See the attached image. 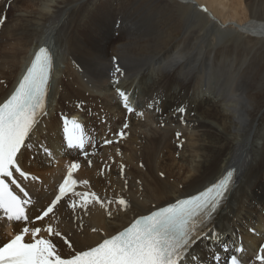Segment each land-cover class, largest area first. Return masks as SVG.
Segmentation results:
<instances>
[{
	"label": "bare ground",
	"instance_id": "6f19581e",
	"mask_svg": "<svg viewBox=\"0 0 264 264\" xmlns=\"http://www.w3.org/2000/svg\"><path fill=\"white\" fill-rule=\"evenodd\" d=\"M49 1L52 4L43 5L42 10L34 14L21 13L14 17L5 34L12 36V31H20L19 37H15L17 40L12 37L7 47L0 46V73L6 75L14 67L18 68L8 88L3 90L0 86V102L17 84L41 45H46L54 53V82L56 72L61 70L56 66L57 59L61 58L66 63L62 77L57 78L58 86H63L57 92L58 107L54 108L50 103L48 115L34 133L36 138L32 136V144L37 147L25 151L20 161L25 166L24 158L32 152L37 159L34 164L37 170L28 169L42 181L30 185L35 191L37 210L52 198L56 185L66 175L67 166L78 161L74 156L79 153L64 144L63 121H59L63 119L62 115L57 120L56 132L47 125L64 99L75 96L74 100L81 98L90 102L96 98L99 108L106 110V116L109 115L108 121H104L105 130L113 132L119 126L123 129L128 121L127 136L125 140H115L117 142L109 146L112 151H104L95 158L93 168L86 166L74 175L78 180L88 179L90 190L102 198L124 197L131 202V208L122 211L114 204L110 206L113 215L109 217L107 210L99 205H90L87 211H73L65 205L60 209V228L70 234L74 246L79 249L95 245L105 233H115L135 217L203 190L233 166L237 169V183L212 228L217 239L199 240L191 253L199 257L197 264H214L212 256L210 259L212 253L221 256V264H227L231 252H223L226 244L229 249H244L236 253L243 264H258L255 256L264 246V172L261 171L264 168V45L261 41L264 39V0ZM188 9L190 14H187ZM209 18L212 22L202 32ZM228 19H237L238 24L229 26ZM223 25L238 33V38L232 43H224L214 35ZM20 41L23 45L19 51ZM117 65L122 74L114 76ZM116 80L119 83H115ZM118 88L129 97L130 106L135 110L131 115L124 107ZM52 94L53 91L51 97ZM51 97L49 101L53 102ZM152 98H158V106L170 107L161 116L167 113L171 120L175 117L186 119L193 128L192 131L183 127L185 131L179 130L184 132V142H189L181 147L184 152L179 150L178 158L182 168H187L186 172L175 175L176 179H183L184 185L164 194L155 193L156 188L151 187L137 192L133 185L130 193V190H123L125 179L116 173L118 167H114L115 163L124 164L122 149L126 147L133 149L139 162L146 166L148 174L160 186L167 182L158 177L159 169L155 162L160 152L171 148L175 130L167 128L145 142L139 134L144 123L135 118L137 103L148 102ZM175 98L182 103L173 105ZM181 107H185L184 113L178 111ZM72 109V114H66L69 119H88L86 111L76 106ZM96 115L99 116L98 113ZM90 120L92 126L97 125L96 119ZM83 126L86 132L84 123ZM105 134H101L102 141L118 137L113 133L110 138L103 139ZM164 142L165 147L162 146ZM41 144L52 150L55 163L43 154L35 155ZM110 158L115 163L108 171ZM103 165L104 173L101 171ZM247 167L249 171H246ZM78 190L85 189L81 187ZM7 226L10 223L0 222V238L9 237L7 233L11 229ZM12 227L17 230L16 224ZM93 228L98 231L93 232ZM208 234L211 236L212 232Z\"/></svg>",
	"mask_w": 264,
	"mask_h": 264
},
{
	"label": "snow or ice",
	"instance_id": "6c2138e0",
	"mask_svg": "<svg viewBox=\"0 0 264 264\" xmlns=\"http://www.w3.org/2000/svg\"><path fill=\"white\" fill-rule=\"evenodd\" d=\"M3 23L0 19V25ZM53 68V53L48 47H40L10 95L0 102V222L17 225L14 235L0 238V264H189V261L197 264L199 257L194 256L191 249L201 239H217L215 231L205 222L217 213L232 190L236 182L235 168L203 190L139 215L122 230L110 235L105 233L95 245L79 249L74 246L70 234L60 228L62 207L67 205L73 211H87L90 205H99L111 217L110 206L115 204L120 210L128 211L131 202L124 197L105 199L90 190L88 180L75 178L74 173L81 165L73 161L67 166L66 175L52 198L37 210L30 185L42 181L25 171L20 161L25 151L37 147L32 144V136L48 115ZM117 73H121L118 65L113 75ZM114 82L119 83L118 80ZM117 92L124 107L129 112L135 111L128 95L119 88ZM178 111L184 113L186 110L181 107ZM123 128H128L127 122ZM63 133L66 148L78 150L85 158L89 156L85 147L91 141L77 119L63 117ZM117 135L123 137L125 132L122 129ZM112 143L108 139L103 141L104 145ZM38 150L51 162H56L46 145H39ZM88 164L91 165L90 160ZM81 187L85 190H78ZM222 250L226 254L231 252L227 264H243L236 254L244 251L242 247L229 249L225 244ZM212 259L215 264H221L219 254L213 253ZM255 260L264 264V246L259 248Z\"/></svg>",
	"mask_w": 264,
	"mask_h": 264
},
{
	"label": "rangeland",
	"instance_id": "374dc122",
	"mask_svg": "<svg viewBox=\"0 0 264 264\" xmlns=\"http://www.w3.org/2000/svg\"><path fill=\"white\" fill-rule=\"evenodd\" d=\"M0 1H1L0 2V19H3L4 20V23L2 25H0L2 27V28H0V30H1V32H0V39L3 41L2 42L0 40V42H1L0 43V46H3L4 45L3 47H7V43L10 42V40L12 39V37H14L13 40H17L15 38L17 35H18L17 38L19 37L20 31H18L19 33H17V31L16 32H13L12 31L11 32V35L13 34L12 36H10V35L9 36H6L7 34H5L6 31H7V26L9 25V23H11L12 20H14L17 17V15H19L21 13L22 14H29V13H33L34 14L36 11H40V9L42 10L43 5L52 4V3H50L49 0H27V1L25 0L26 1L25 3H24V0H22L23 2L20 1V0H14V1L13 0H0ZM40 4H42V6ZM203 6H204V4H203ZM190 12H191V10L188 9L187 10V14H190ZM236 20L237 19H235V20L228 19L227 24L229 26H232L233 27L236 24H238V23H236L237 22ZM211 22H212V20L209 18V22H208L207 25H204L202 32H204L208 28V26L211 24ZM218 25H221V22H218ZM225 26L226 25L221 26L220 29L217 28V30L214 32V35H216L217 37H219L218 39L220 41L222 40L224 43H232L233 41H235L238 38L237 37L238 36V33H236V31H234L233 29L226 28ZM39 29H40V26H39ZM218 34H220V35H218ZM3 38H6V39H3ZM25 39L26 38H24V40ZM24 40L22 42H24ZM4 41H6V42H4ZM261 41H262V44L264 45V39L261 40ZM22 42L20 41L19 43H22ZM22 45H23V43L21 44V46L19 44V46L17 47L19 49V51L21 50ZM15 52H17V50H15ZM56 66H57V68L60 67V69H61V70H59V71L56 72L57 78L60 79V77H62V75H63L62 74V69L63 70L66 69V63L64 61H62L61 58H59V60L57 59V61H56ZM17 69L18 68L14 67V69L12 71H10L9 73H6V75L7 74H11V75H7V76L5 74L2 75L0 73V79H1L0 80V83L1 84L2 83L4 84V85L3 84L2 85L0 84V86H1V88L3 90L6 89V88H8V86L10 85L11 81L13 80V78H14V76L16 74V70ZM12 73H14V74H12ZM57 78L55 79V82L53 84V94H52V97H51V99L54 100L53 102H51V105L54 108H57L58 107L57 106V101H58L59 95H58L57 92H58V90H60L63 87V86H61V87L58 86V79ZM56 80H57V82H56ZM114 85H116V84H114ZM115 88L116 87L114 86L113 89H115ZM75 98H76L75 96H71V99H68V100L67 99H64L63 101H61L62 103L61 102L59 103V110H57L55 112V117L51 121L52 123L50 122V125L48 124L47 126L48 127L49 126H52L54 128V129L52 128L53 129V132H56L55 129L57 128V120H59L58 118H60V115H63V114H71L70 111L73 110L72 109L73 106H76V107L81 108V110H83L84 112L86 111L85 112V115H86V117L88 116L87 117L88 119L86 120V123L89 120L90 122L88 121V123L91 126H92V124H91V120L90 119L91 118L94 119V120L96 119L95 121H96V124L97 125H94L96 127L92 126V128H94L95 130L92 131V129H90L91 132H89V133H88V130H87V124L88 123L85 124V128H86V132H87V135H88V139H90V141H91L85 147V151H87L89 153V156L87 158H85L83 155L80 154V152L78 153V156L77 155L74 156L75 159H78V162L79 163H82L81 164V167H80V170L83 169V168H85L86 166H88L90 168H93L94 167V160H95V158H97L100 155H102L104 153V151L108 152V150H110V149L112 151V148H109V146H111L112 144L116 143L117 141H115V140H117V139L125 140L126 139V136H127L126 135V130L123 128V131L125 132V135L123 137H120V136L117 135V133H119L122 130V129H120L121 126H119L120 128H118L116 131H113V132H109L108 129L105 130L106 125H105V122L104 121H106V122L108 121L107 117L109 115L106 116L107 115L106 110L104 111L103 109H100L99 108L100 105L98 104V100H96V98H92V101L88 102L86 100H81V98H78V100L77 99L74 100ZM80 100H81V102H79ZM174 101L175 102H173V105H178V104H181L182 103V100H180L179 98H175ZM141 102L142 103H140V102L137 103L138 106L135 107L136 108V114H135L136 116H135V118H137L140 122L142 121L141 123H144V127L142 126L139 129L140 130L139 131V134H140L141 137H143L145 139V142H148L149 140L151 141V139L155 137V134H157L158 132H162V131L166 130L167 128L170 129V127H171L173 129V131L175 130L174 133L172 132V138H171V142H170V145L171 144L172 145H171V148L169 147L170 150L167 147L168 150L167 149H164V152L163 151L160 152L161 154L159 153L157 155L156 162H155V165L159 169L158 174H157L158 177L161 180L167 181V182H165L164 186H160L155 181V179L151 175L148 174V172L146 171V166L142 165L141 162H139L138 157L136 155H134V151H133V149L131 147H126V148L122 149V151H123L122 159L125 160L124 161V164H122V166H123V175H121V166H120V164L117 163L119 166L116 165L115 160L112 161L111 158H110L111 160L110 159L108 160L110 162L107 165V169H108V171H111V169H113V165L115 163L114 167H116V166L118 167V170H117L116 173L121 178L125 179V185L123 186V190L124 191H126V190L129 191L130 190L129 192L131 193V189L130 188H132V186L135 185L133 187L135 188V190L137 192H139V191H141L143 189H144L143 191H145L149 187H151V188H156V190H155L156 192L155 193L164 194L165 192H167L169 190H172V188H177V187L179 188V187H182L184 185V183L182 182L183 179L180 178L181 180H178V178L176 179V176H175V175H183L184 172H186L185 169H187L186 167H185V169L182 168V165L180 163L181 160L178 159L179 156H180L179 155L180 154L179 152L181 150H183V148H181V147H183V145H186L187 143H189L187 141L184 142L186 140L185 137L182 138L184 132H180V131L183 130V128H186V129L188 128L189 131H192L193 128H191V124L186 119L179 118V117H175L173 120H171V119H169L166 116L167 113L164 116H161V114L163 113V111L164 112H167L168 111L167 109H169L170 107L169 106H165V107L158 106V104H157L158 103V98H152L148 102H145V101H141ZM183 108H185V107H183ZM99 110L100 111L103 110L104 113H102L103 111L100 112ZM96 112L99 114V116L96 115L97 114ZM101 113H102L103 116L101 115ZM131 113L132 112H129L128 111V115H131ZM140 113H143V115H140ZM99 117L101 118V120L99 119ZM99 120H100V123H99ZM59 121L61 122V118H60ZM127 123H129V122L127 121ZM44 126H46V125L44 124ZM103 131L106 132V134L103 135V139L110 138L113 135V133H115L118 136L117 138H110V139H108V140H112L114 143H112L110 145H104L103 144V141L101 140V134L104 133ZM183 131H185V130H183ZM177 133H181V137L180 136L177 137L176 136ZM90 134H92V135H90ZM54 136H56V135H54ZM93 136H95V137H93ZM180 138H182V140ZM91 143H93V144H91ZM93 145H95V147H93ZM164 145H165V142H164V144L162 146H164ZM92 150H93V152H92ZM181 152H184V151H181ZM187 153H189V152H187ZM36 154L41 155L43 153H41L39 151H35V155ZM33 156H34V153L32 152V154H30L28 156V158H26V157L24 158L26 160V162H27V163H25V167H27L28 169H31L32 168L31 170H37L36 168H34L35 167L34 164L36 162L35 160H37V159H35ZM89 160L91 161V165L90 166L88 164V161ZM99 163H102V161L99 160ZM47 164H49V163H47ZM184 164H185V166L188 167L187 162H185ZM104 165L106 166V163ZM104 165H103L102 170H101L103 173L105 171ZM248 166H250V165H248ZM263 170H264V168H263ZM263 170H261V171L264 172ZM246 171H249V167L246 168ZM128 172H129V174H128ZM154 177H155V175H154ZM132 181H134V182H132ZM115 188H117V186H115ZM220 220H219V222H220ZM212 254L210 255V259H211ZM214 264H215V262H214Z\"/></svg>",
	"mask_w": 264,
	"mask_h": 264
}]
</instances>
